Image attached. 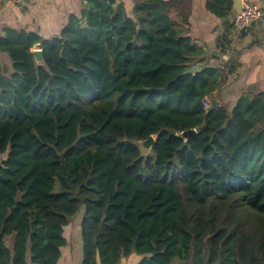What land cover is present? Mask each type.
Wrapping results in <instances>:
<instances>
[{
  "label": "trees",
  "instance_id": "trees-1",
  "mask_svg": "<svg viewBox=\"0 0 264 264\" xmlns=\"http://www.w3.org/2000/svg\"><path fill=\"white\" fill-rule=\"evenodd\" d=\"M180 3L133 0L131 17L86 0L59 37L4 30L0 264H60L80 210V264H264V91L203 105L219 71L196 67L206 52L171 19Z\"/></svg>",
  "mask_w": 264,
  "mask_h": 264
},
{
  "label": "crops",
  "instance_id": "crops-1",
  "mask_svg": "<svg viewBox=\"0 0 264 264\" xmlns=\"http://www.w3.org/2000/svg\"><path fill=\"white\" fill-rule=\"evenodd\" d=\"M119 1L132 17L133 0ZM206 1L180 0V5L170 12V17L206 52L203 62L196 67L212 66L219 71V83L212 92V100L217 106L230 110L240 97L264 91V0H251L261 8L263 14L246 29H237L233 23L236 14L234 4L228 17L220 18L206 9ZM85 2L0 0V37L6 28H10L37 33L42 40L50 39L59 35L69 15H80ZM35 48H39V45H35ZM0 65L4 70L11 69L12 61L6 53L0 52ZM78 215V220L64 227L66 245L60 249V264L81 263L82 212ZM68 228L70 232H67ZM7 245H10V241ZM128 259V264H136L140 257L131 255Z\"/></svg>",
  "mask_w": 264,
  "mask_h": 264
},
{
  "label": "built area",
  "instance_id": "built-area-1",
  "mask_svg": "<svg viewBox=\"0 0 264 264\" xmlns=\"http://www.w3.org/2000/svg\"><path fill=\"white\" fill-rule=\"evenodd\" d=\"M240 1V11L234 16L233 23L237 29H246L251 26L254 22L262 17L261 8L251 0H239ZM208 104V96L203 99V105L205 107Z\"/></svg>",
  "mask_w": 264,
  "mask_h": 264
},
{
  "label": "water",
  "instance_id": "water-1",
  "mask_svg": "<svg viewBox=\"0 0 264 264\" xmlns=\"http://www.w3.org/2000/svg\"><path fill=\"white\" fill-rule=\"evenodd\" d=\"M106 1L108 4H110L113 7L117 6L118 3L120 2L119 0H106ZM233 4H234V9H235L236 13L239 12L240 8H241L240 1L239 0H233ZM81 23H84V20H82ZM55 37H59V35H56ZM32 52H33L35 62L37 64H42L43 58H42L41 49L35 48L32 50ZM195 133H196L195 129H188V130H183V131L177 133V135L186 140L190 135H193ZM154 141H155L154 135H150L146 139L139 140L138 142H136V145L143 154H146L150 151V148H151L152 144L154 143Z\"/></svg>",
  "mask_w": 264,
  "mask_h": 264
},
{
  "label": "rangeland",
  "instance_id": "rangeland-1",
  "mask_svg": "<svg viewBox=\"0 0 264 264\" xmlns=\"http://www.w3.org/2000/svg\"><path fill=\"white\" fill-rule=\"evenodd\" d=\"M6 70H7V72H10L11 71L10 68H7ZM211 100H212V94H211V96H208V104H207L208 107L210 106ZM5 158H6V153H0V161H3ZM81 212L82 211L80 210L78 212V214L81 213ZM78 214H76L75 216L71 217L69 219V221L70 222L73 221V223H74L76 220H78V216H79ZM77 225H78V222H77ZM67 232H70V228L67 229ZM8 241H9V238L6 240V243H8ZM120 262H121V264H128L129 259L128 258H124V259L122 258Z\"/></svg>",
  "mask_w": 264,
  "mask_h": 264
}]
</instances>
